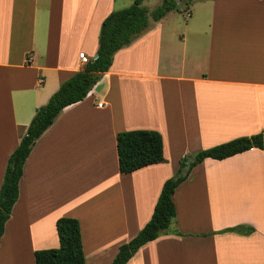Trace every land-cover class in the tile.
<instances>
[{"label":"crops","instance_id":"1","mask_svg":"<svg viewBox=\"0 0 264 264\" xmlns=\"http://www.w3.org/2000/svg\"><path fill=\"white\" fill-rule=\"evenodd\" d=\"M131 2L0 0V183L35 109L78 70V53L93 59L102 20ZM204 2L184 23L170 11L148 16L85 97L35 140L0 264H34L33 251L57 247L60 216L78 221L85 264H110L180 158L264 133V0ZM132 129L157 131L164 160L120 173L115 135ZM172 201L168 228L125 264H264V150L204 158Z\"/></svg>","mask_w":264,"mask_h":264},{"label":"trees","instance_id":"2","mask_svg":"<svg viewBox=\"0 0 264 264\" xmlns=\"http://www.w3.org/2000/svg\"><path fill=\"white\" fill-rule=\"evenodd\" d=\"M142 1L132 0L128 6L111 11L102 20L96 57L82 63L77 71L58 85L44 104L35 109L24 133L6 159L0 183V236L17 199L22 167L35 140L52 124L63 107L85 97L101 74L109 68L114 52L145 29L148 16L153 21L158 20L166 12L176 9V1L187 0H161L150 11L141 5ZM263 139L264 133L239 136L180 158L175 173L163 181L149 219L132 238L118 245L110 264H125L141 245L168 228L175 215L173 191L186 179L192 167L204 158L220 160L250 148L264 150ZM115 146L120 173H128L164 160L161 136L154 130L132 129L117 132ZM54 226L57 247L33 251L34 264H85L78 221L73 217L60 216L55 219ZM241 228L236 226L227 230L241 231Z\"/></svg>","mask_w":264,"mask_h":264},{"label":"rangeland","instance_id":"3","mask_svg":"<svg viewBox=\"0 0 264 264\" xmlns=\"http://www.w3.org/2000/svg\"><path fill=\"white\" fill-rule=\"evenodd\" d=\"M160 1L161 0H147L146 8H152L156 4L158 5V3H160ZM203 2H204V0L176 1L175 2L176 3V9L175 10H171L170 11V13H171L170 15H172V17H174L176 19H179L181 23H184V21L188 19V17L186 16V13L188 12V10L191 11V8L195 7V13L199 14V13H197V11L200 9L201 6L204 5Z\"/></svg>","mask_w":264,"mask_h":264},{"label":"built area","instance_id":"4","mask_svg":"<svg viewBox=\"0 0 264 264\" xmlns=\"http://www.w3.org/2000/svg\"><path fill=\"white\" fill-rule=\"evenodd\" d=\"M78 58H79L81 64L86 63L89 60V58L86 57L83 53H78ZM100 105H101V103L98 102L97 106H100Z\"/></svg>","mask_w":264,"mask_h":264},{"label":"water","instance_id":"5","mask_svg":"<svg viewBox=\"0 0 264 264\" xmlns=\"http://www.w3.org/2000/svg\"><path fill=\"white\" fill-rule=\"evenodd\" d=\"M96 57V55H94V57L93 58H95ZM263 146H264V139H263Z\"/></svg>","mask_w":264,"mask_h":264}]
</instances>
